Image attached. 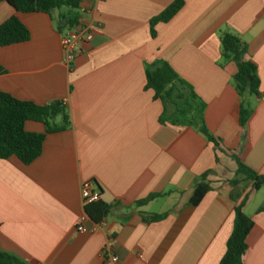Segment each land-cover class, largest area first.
<instances>
[{
  "label": "crops",
  "instance_id": "obj_1",
  "mask_svg": "<svg viewBox=\"0 0 264 264\" xmlns=\"http://www.w3.org/2000/svg\"><path fill=\"white\" fill-rule=\"evenodd\" d=\"M177 0L85 1L94 38L70 70L57 17L23 14L0 1V26L17 17L27 43L0 47V91L39 106L67 99L71 127L49 134L30 165L0 160V250L29 264H220L235 209L254 222L245 264H264V184L234 187L239 164L264 177V0H183L168 23H150ZM237 35L258 69L260 97L242 128L235 65L221 36ZM167 63L188 86L166 105L146 90V70ZM192 92L198 99L192 97ZM210 142L190 125L202 111ZM60 120V123H57ZM62 124V117L56 119ZM28 133L46 132L27 122ZM206 176L210 191L190 204ZM92 183L112 206L100 224L84 212L81 187ZM157 195L144 206L136 205ZM262 209V211H259ZM151 215H163L157 222ZM86 217L85 232L76 225ZM95 229V231H92Z\"/></svg>",
  "mask_w": 264,
  "mask_h": 264
},
{
  "label": "trees",
  "instance_id": "obj_2",
  "mask_svg": "<svg viewBox=\"0 0 264 264\" xmlns=\"http://www.w3.org/2000/svg\"><path fill=\"white\" fill-rule=\"evenodd\" d=\"M7 3L19 13L36 14L43 13L53 15L54 12L60 13L57 18V29L61 32L79 26L82 18L80 9L85 1L94 0H0ZM183 0L175 1L159 17L151 21V33L155 36V26L160 23H168L183 8ZM31 39L30 31L24 26L17 17H11L0 26V47L29 42ZM222 56L225 62L235 65L236 71L233 77L234 87L238 94L239 103V123L242 128L246 127L250 121L254 109L250 102L251 98L260 97V78L258 69L252 61L247 45L235 34L225 32L221 36ZM7 71L0 65V76ZM146 90H152L156 99H161L166 105L177 103L182 99L179 88H186L185 84L176 72L167 63H156L149 66L146 70ZM192 97L198 99L192 92ZM196 113L190 125L204 135L210 142L217 143L215 138L209 133L203 110ZM62 117V124L58 125L56 119ZM27 122H38L44 124L46 132L42 134L28 133L25 130ZM71 127V121L65 105L61 101H54L50 104L39 106L32 102L21 101L9 94L0 91V160H8L12 157L20 160L24 165H30L38 159L43 151V145L47 135L60 133ZM252 182L255 190H259L264 184V177L258 176L254 171L239 164L232 185L234 187ZM210 191L206 183V176L202 177L201 182L196 186L190 204L198 206L207 193ZM157 195H151L144 200L136 203L144 206ZM235 209L234 229L227 242V249L220 264H245L244 256L248 250L247 239L250 235L254 222L243 212L246 202ZM112 206L98 201L84 207L85 215L94 223L100 224L109 215ZM259 211H262L260 209ZM163 215H151L146 221H160ZM0 264H29L21 258L0 250Z\"/></svg>",
  "mask_w": 264,
  "mask_h": 264
},
{
  "label": "built area",
  "instance_id": "obj_3",
  "mask_svg": "<svg viewBox=\"0 0 264 264\" xmlns=\"http://www.w3.org/2000/svg\"><path fill=\"white\" fill-rule=\"evenodd\" d=\"M82 17L86 14V9L82 6L80 9ZM95 27L91 23L83 22V19L79 21V26L70 30L62 31L61 44L64 53V61L70 70H73L74 63L78 56L83 52L86 45L92 42L94 38ZM66 106L67 99L61 101ZM81 197L84 207L99 200L100 194L94 190L92 183H84L81 187ZM87 217V216H86ZM86 217H83L76 225V230L79 232L88 231L84 226ZM95 231V229H92ZM100 256L105 260L106 264H118L119 258L110 250L108 246H105L100 252Z\"/></svg>",
  "mask_w": 264,
  "mask_h": 264
},
{
  "label": "rangeland",
  "instance_id": "obj_4",
  "mask_svg": "<svg viewBox=\"0 0 264 264\" xmlns=\"http://www.w3.org/2000/svg\"><path fill=\"white\" fill-rule=\"evenodd\" d=\"M60 13H66V11H64V10H62L60 12L56 11V12H54V16L57 17ZM57 123L59 124L60 120H57Z\"/></svg>",
  "mask_w": 264,
  "mask_h": 264
}]
</instances>
